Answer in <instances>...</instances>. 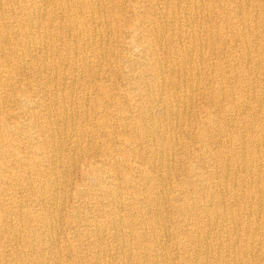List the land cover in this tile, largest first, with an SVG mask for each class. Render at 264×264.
<instances>
[{
  "label": "bare ground",
  "instance_id": "obj_1",
  "mask_svg": "<svg viewBox=\"0 0 264 264\" xmlns=\"http://www.w3.org/2000/svg\"><path fill=\"white\" fill-rule=\"evenodd\" d=\"M0 264H264V0H0Z\"/></svg>",
  "mask_w": 264,
  "mask_h": 264
},
{
  "label": "rangeland",
  "instance_id": "obj_2",
  "mask_svg": "<svg viewBox=\"0 0 264 264\" xmlns=\"http://www.w3.org/2000/svg\"><path fill=\"white\" fill-rule=\"evenodd\" d=\"M85 164H86V163H84V162H80V163H79V166H80V167H84ZM78 180H79V176H75V177L73 178V182H74L75 184H78Z\"/></svg>",
  "mask_w": 264,
  "mask_h": 264
}]
</instances>
